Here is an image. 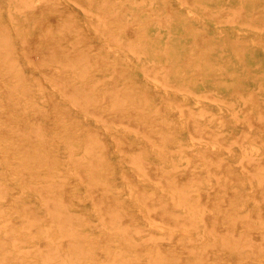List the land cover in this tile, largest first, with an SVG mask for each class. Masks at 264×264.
<instances>
[{
    "label": "rangeland",
    "instance_id": "1",
    "mask_svg": "<svg viewBox=\"0 0 264 264\" xmlns=\"http://www.w3.org/2000/svg\"><path fill=\"white\" fill-rule=\"evenodd\" d=\"M49 1L52 2V4L56 1H60L62 6L54 7L53 5L51 9L52 11H49V15H48L49 17L46 19H50L53 21H60L63 19L67 20L68 18L66 16H68L69 12H71L72 17L69 20L70 23L78 22V23H83L86 25L81 30L82 31L84 30L83 32L85 33L87 32L88 34L86 43L89 45V51L91 52L93 49L95 50L99 49V52L102 54V56L106 58V61L102 63L101 62H86L85 64V62H80L82 63V66H80L79 68L80 70L75 67L74 69H72L71 67L65 68L64 62L63 63L62 62H50L54 65L55 71H64V70L69 69L68 71L71 70L72 74H74L75 71L76 72L78 71L77 72L78 74L75 72L73 76L74 81H76L74 85L76 86L80 85L81 87H83L82 85L84 84L83 82H85V79L87 81L88 80L87 77L89 76L88 83L90 82L91 84L94 85L93 87L89 83V86H90L89 93L94 92L93 94L90 93L92 95V96L90 95V99H91L90 103L91 105L94 104L95 105L94 107L93 105L88 106L87 104H84V103L82 104L80 100H78V98L73 94L71 95L72 97L70 95L68 96L67 94H65L64 93L65 90L64 88L60 86V83L57 80L55 81V79L51 77V74L49 72L51 70L50 68H47V69L38 68L39 70H37L36 62L33 63L34 60L31 57L30 59H27L30 55H25L26 53H28V52H24L26 49L25 39H29L33 41V43L30 44L31 47L35 45L34 43L35 41H38L39 42L38 46L42 48L46 47V43H45L46 39L50 41L54 39L53 36L51 37L46 36V34L42 32V26L40 25L43 21H45V19L40 18L39 15L43 11V9L46 7V5L49 6L48 4H46ZM167 1H170L169 3H171L170 5L174 9V14H175V18L173 19L170 29L162 26L159 23L160 18L161 19L164 17L169 18V16L166 15L168 11L165 9V5ZM229 5H232L233 7H237V6L240 7L239 5H243L247 12V15H250V17H252L251 14H253L254 5H256L258 9H260L261 7V10L260 12L257 13V16L253 14L254 17L255 16L256 17L253 19L254 25H252L250 24L251 23L250 20H248V18L244 15L239 16L238 19L236 20H227L225 18H221L224 15L223 10L228 9L226 7H228ZM109 7L112 9L116 8L118 9V13L120 12V14L115 16V18L109 19V27L117 28V25H119V23L124 24L123 32H121V34L123 35L121 36V38L123 37L124 40L127 39V29L129 27V29L130 28L136 29V31L139 32L138 33L139 36H141V38H143L144 40L146 39V42L150 46L159 45L160 47L163 48V47H166L167 42H169V44L172 47L170 46V48H168V51H163L162 49L159 53H153V52L148 53V54L141 53V55L139 56L137 53H134L132 49L129 48L128 46L119 45V43L115 42V40L112 39L110 36L106 35V33H104L103 31H100L97 28L96 24H94V22L90 20V18L87 15V10H86L88 8L87 0H16V2H12V0H0V31L4 30L3 34L4 35L6 34V36L10 35L9 38L13 39L14 46L18 47V50L16 51L19 56L20 62L27 69L26 73L29 75V78H30L29 80L34 81L33 84L35 83L34 84V87H36L35 90L38 92H42L43 94L46 93L43 91H49L52 93L53 90H50V89H54L55 93L54 92L53 93L56 96L57 100H58V97L61 98V99L59 98L60 100H58L59 105L61 107L63 106V108L59 106L56 109L58 112L55 109H54L55 111H53L52 109L49 112L50 116L49 114H47V117L49 116V118L44 117L42 119L44 120L42 124L44 128L42 129L46 132L47 136H49L48 138L49 140H51L50 142L52 141L54 142V139H56L54 144H52L50 148H51L52 154L56 153L57 159L54 158L56 161L55 160L52 161V163H50L48 167L44 169L43 168L39 169V173L40 174L45 173V175H48L49 168H53V169L57 168L58 170L67 169L72 172L71 174H69L70 176L68 175L66 177L67 179L65 181H60L61 185L64 183H66L65 185H70L73 191V194H74L73 202L74 201L76 202H74L75 203L73 204L74 207L72 206L70 210L75 213L82 212V215L86 218L87 222H85L86 220L84 219L83 223H78L77 225L83 228V235L86 234L88 231L89 233H91L92 236H99L100 244L103 245L104 244L103 236H109L110 233L115 234L116 229L114 227H111L110 229V225H108L107 221H105L104 219V216H103L104 211L102 207L95 201L94 193L91 192L94 186L92 187L90 185H87L88 183L84 182V180H87V179L83 180V177L87 178L84 175V173L86 175L87 174L92 175V171L95 168V166L92 168H89L85 166V163L92 164L95 162L97 164H100V162L105 159V155L108 154L107 159H109L113 163V168L111 172L110 170H107V168H105L103 170V173H104L103 175L108 176V178L110 179H113V181L116 184L115 187L117 189L115 190L113 189L112 195L116 197V200H117L116 204L121 205L122 210L123 211L125 210L124 213H122V215L125 216L126 212L128 213V215L132 214V217H129L128 218L129 220H127L129 224L136 223L134 219L139 218L137 219V222L144 224L146 226L147 232L141 236L142 241H143L142 244L144 245V247L150 248L151 246H155L157 244L155 243L154 245V242L152 240V235L154 232L152 230H155V229L160 232L165 233L164 234L165 238H162L163 240L162 242L164 243L163 248L168 247L167 246L168 243L166 244L165 241H169L171 237L169 236L168 231L166 230H169L168 227L170 225L168 226V224H170L171 222H170V219L162 218L158 216L157 212H159V214L163 212L166 215L173 214V217L174 216L178 217V219H180V217L182 218L180 220L178 219L176 220L178 221V223L183 224L185 226L187 225L186 227L188 228V224H184L187 222L191 226L190 229L186 228L183 231H180V232L177 231V233H181L180 236H183L182 237L183 240L184 238L187 237L186 238L187 243L186 242L183 243L184 245L185 244L189 245L188 247H184L185 248L184 253H185L186 258L188 260L191 259V260H197V261L200 258L199 261L201 260L200 262H203L201 264H207L208 260H209L208 264L210 263L213 264L214 262L216 263L217 257L215 258V256L217 253L215 252L216 253L215 254L214 251L218 250V246H215L216 243L213 242L212 236L210 235V232H208V230L216 231L214 224L218 220L221 222L222 218L225 219L222 222L223 229L225 227L233 229V228H236L237 226H238L237 228H241V229H245L247 227L249 228L250 226L252 228H254L255 226V229L256 227L258 228L264 227L262 224H260L259 221H257L256 224H251V225L247 224L248 222L246 218V216L249 215V213L253 214L254 211L255 213L257 212L260 201L257 197L258 193H256L255 195L253 194L255 193V189L257 192L259 190H262L261 182L259 181L260 178H257V177L252 178L250 175L251 170L250 168L248 169L247 159L251 158L253 159V161H255V160L261 159V157H263L264 155V127L261 126V124L258 122L264 114V75H263L264 74V3H262L261 0H212V1L211 0H202V1L201 0H197V1L196 0H190V1L188 0H140V1L110 0ZM91 10L93 12V18L97 19L99 10L96 8V6H91ZM154 17L155 18L159 17V18L155 19ZM89 25H90V28H89ZM136 25L137 26L139 25V26L136 27ZM195 25L197 26V28L193 30L192 26H195ZM59 34L60 33L58 32V29H56V36H58ZM72 37L73 36H70L69 38L70 43H72ZM104 39L108 41L105 42ZM204 42L206 45H201ZM100 45L103 46V48L104 47L105 48L103 49L101 47L102 48L101 49ZM200 45H201L202 53L199 52L200 49L199 50L197 49V46H200ZM115 46L117 47L120 46V47L117 49H114L113 47ZM106 47L108 48V50ZM112 49H114L115 51H113ZM19 50L22 53L21 55L20 53H18L20 52ZM119 52L121 53L123 52L124 57ZM29 60L30 62H32L31 63L32 66L30 62H28ZM168 62H170L173 65V69H174V71L171 74L169 82H162L160 80H157L156 77H153L151 74L149 75L145 69L147 65H151V66L158 65L159 68L162 70V72L165 73L166 71L165 65ZM115 63H117V65ZM196 66L201 67L199 68L201 70V76L194 75V74L191 75L192 69ZM82 67L86 68L85 69L86 72H84L85 73L84 76L80 75V71L83 72L81 70ZM34 70L36 71L33 74L32 71ZM11 74H13V78L8 77L7 80H9L10 78L9 80L10 83L9 81H7L8 83L7 86L13 83L14 81H16V79H18L17 72L11 71ZM11 74H9V76L12 77ZM30 74H33V75H30ZM34 76L37 78H35ZM154 79H156L157 81ZM35 80H38V81L40 80L38 83L39 85L42 86V88L43 87L44 88L43 89L40 88V86H38L37 84V81ZM52 82H53V85H51ZM54 84L55 85L57 84V86H54ZM100 85L101 86L103 85L104 87L103 86L101 87ZM113 85H117L118 87L126 86V91L123 93V95H126L125 98H130L131 100L135 101V102H130V106L132 103L133 105L132 107H134L135 109H136V105H138L137 108L139 106L140 107L137 110L133 108V110L128 109V111H126L124 109L125 113L122 112V110L120 111L119 103H116V102H119L118 99H115L112 101V99L105 98L106 96L105 94L108 92V90ZM98 86H100L101 88ZM56 87L58 89H56ZM96 88H99L97 89L98 91H96ZM40 89H42V91ZM207 90H211V91L214 90L213 92L215 93V95L213 96L205 95L204 96L203 94L204 93L206 94ZM94 94L97 96V98ZM252 94H253V97L250 98L251 100H253L252 107H248V105L245 103L246 101L245 98H247L248 96H251ZM62 96L63 97L65 96V98H63ZM66 96L68 97V100ZM45 99H47V97ZM100 99H102L101 101L103 102H100ZM74 102H77V103H74ZM19 103L20 102L17 101L15 102V104H13V106L16 108L13 107L14 109L12 110L14 111L11 110V112L17 114L18 112L22 111L21 109L22 104H19ZM101 103H104V104L106 103L108 105L105 104L106 105L105 106ZM51 105L49 104V102H47L43 106L44 108H50ZM188 105L194 108V110L197 111V113L190 115V113H188V111L184 109L185 106H188ZM72 106L74 108H72ZM104 106L106 110L108 109L107 111L104 109ZM107 106L108 108H106ZM110 106H112L110 109L111 112L113 110H114L113 111L114 113L117 111L115 114L108 112ZM85 107L86 109L84 110ZM205 107L207 109L202 110ZM70 108L72 110H70ZM87 108H89V111ZM95 108L97 110H95ZM63 109L67 110V112L64 113L62 111ZM138 110L141 112H139ZM104 111H106V113ZM136 111H138L137 113L138 117H136L137 116ZM56 112L57 113L60 112L62 115L57 114V118H56L54 116ZM69 112H71V114ZM146 112H147V115L145 114ZM13 113H11V115H14ZM108 113H110L112 116ZM158 113H160V115ZM142 114L146 116L144 117L142 116ZM154 114H156L157 117H155ZM98 115L99 116L101 115V116L98 117ZM51 116H52V119H51ZM116 116H124V117L122 118V120L118 122L115 121L114 123V117ZM66 117L71 118L72 121L67 119ZM73 117H76V119ZM135 117L137 118V120H135L136 119ZM61 118H63V120ZM57 119L58 120L60 119L59 125H56V123L58 124ZM153 119L155 121L151 122L153 121ZM78 120H81V121H78ZM62 121H65V124L67 123L73 124V125L67 124L68 127L65 125L68 129L67 132L69 133L67 134L68 136L64 135L63 137L66 140H63L61 136L58 135V134H61V132L63 134L65 132L61 127L64 125L63 124L64 122ZM141 122L142 123L146 122V125H148L146 127H149L150 129L149 128H147V130L142 129ZM190 122L201 124L202 127H204V129L207 128L206 129L207 131H204V132L208 133L209 135L200 136V135H195L194 133H192V130L190 128ZM149 124L150 125L152 124L153 126L152 125L150 126ZM51 125H55V126L53 127ZM78 125L80 128L77 127ZM59 126L61 128L58 130L57 127ZM65 126L63 127L64 129L66 128ZM83 126L85 127L88 126V127L85 129ZM158 126L160 127L157 129ZM131 127L133 128V130ZM161 127L164 131L161 129ZM259 127L261 128V130ZM83 128L85 129V131L83 130ZM138 129L140 131H138ZM93 130L99 134L95 133ZM53 131H56L57 133ZM81 131H84V132L81 133ZM90 131H93V132H90ZM144 131L146 132V135L144 134ZM73 133H75L76 135ZM245 133H249V135H246L243 137L242 135ZM147 135L157 140L156 141L157 143L155 142L154 139H152L153 143L152 141H148V140H151V138H149ZM56 136H59L60 140ZM97 136H102L105 139L108 138L110 140L109 141L106 139L107 142L110 143V144L108 143V149L106 148L101 149L99 151H96L94 154L93 153L91 154V152L88 153L86 150L88 144H90L92 140H96ZM120 136H124L123 137L124 139L120 138ZM256 136L259 138L255 139L254 137ZM52 137L53 138L55 137V138L52 140ZM77 137L79 139H77ZM165 139H167V141ZM178 139L180 140L178 141ZM169 140L171 142L173 140V143H170ZM163 141L165 142V146L161 145V143L163 144ZM72 142L77 143L76 150H75L76 152L74 153L71 151V149H69L70 143ZM154 142L155 144H160L161 149H160V145L155 146ZM214 142H216V144ZM157 146H159V149L157 148ZM163 146L165 147L166 151H168L167 153L164 152L165 149L163 148ZM222 146L226 148H223ZM137 148L139 149L136 151V153H139V151L142 149L141 154L132 153L133 152L132 150L137 149ZM162 148L164 149V151ZM210 149H212V152ZM208 150L210 151V153ZM95 157L98 159H95ZM213 158L215 161L213 160ZM220 158H223L225 162L223 161V159H220ZM217 159L222 160L223 163L222 161L221 162L217 161ZM73 160L74 161L76 160V161L74 162ZM57 161L59 163H57ZM216 161H217V164H215ZM23 162L19 161L15 163V166H16L15 168L13 167L14 163L8 162L7 163V173L11 175L13 173L15 175L19 167L27 169L29 163L25 161L26 163H24L25 164L24 165ZM219 163H221L222 165H220ZM238 163H240L241 165ZM73 164L76 166L75 169L73 168L74 166ZM148 165L156 167L157 170L155 172L149 171L146 167ZM107 166L108 164L106 163V167ZM141 166L144 168V170H141L143 168L139 170ZM88 168L92 170L90 171ZM243 168L244 170H242ZM81 170H84V171H81ZM236 170L239 172H237ZM96 171L97 169L93 171V174L96 173ZM75 172H77L76 175H75ZM231 172L235 173V178L227 177L226 179V176H227L226 174H231ZM78 173H79V176L82 177L81 179L79 178ZM125 173H128V174L125 175ZM174 173H177L178 176L174 175ZM238 173H241V174H238ZM196 174H198L199 176L198 175L196 176ZM222 175H223V179H222ZM219 176H221V179L224 181L219 182V179H218ZM180 177H182L183 179H180ZM128 178L130 180H128ZM77 179H79V181H77ZM13 180H16V179L13 177ZM177 180H182V183L179 182L180 183L179 184ZM16 181H14V183ZM214 181H215V184H214ZM136 184L140 185L142 188L139 190ZM227 186L229 188L226 190ZM63 188L64 187L59 186L57 187V190L60 191ZM136 188L138 189L136 190ZM217 189L220 192L215 191ZM103 191H104L103 193L105 194L106 192L105 189ZM170 191L171 192L174 191V193H171ZM239 191L241 193L243 191V193L241 194ZM252 191H253V194H251ZM185 192L186 194L189 193L190 195L189 194L186 195ZM211 194L212 195L214 194V195L212 196ZM216 195L222 199L227 198L229 200L228 208L227 207L224 208V206H222V208L224 209H219L215 205V206H212L211 208L206 207V209L200 210V207L196 206V202L198 201V199H201L203 197L215 198L217 197ZM186 196H187V199H186ZM188 196H190L189 199H188ZM233 196L236 199L230 200V198H233ZM147 197L148 199L150 198L149 199L150 201L153 199L155 201L162 199L164 202H167L168 207L166 203H164L166 205L165 206L166 208L163 207V205L160 206L161 208H159L155 202L153 203L152 201L149 202ZM28 198H30V201L36 203L35 208L39 210V212L43 211L44 206L40 204L39 200L37 199L36 194L30 193L28 194ZM136 198L138 199L139 202L136 201L137 200ZM190 198H192V200ZM237 198L239 202L237 201ZM249 198L251 199L248 200ZM253 198L256 199L257 201H254ZM186 200H188L187 202L189 203H187ZM232 201H233V204L231 203ZM192 202L193 203L195 202V204H192ZM242 203L247 204V206ZM255 203H258V204H255ZM123 204H124V207H123ZM142 204L144 205V207L142 206ZM131 205L133 206V208ZM229 207H233L235 209L234 213L240 215L238 219L239 223H237L238 225H236V222L234 219L230 218L231 214L229 215L230 213ZM139 208L142 210H140ZM238 208L239 209L241 208L243 210L241 209L239 210ZM187 210H189L188 213H187ZM221 210L223 211V213ZM227 210L229 213L226 212ZM173 211H176V212L173 213ZM213 212L215 213L216 216H214L213 218H210L209 217L210 215L208 216L207 214L209 213L213 214ZM133 213L134 215L136 214L135 217H133L134 216ZM217 213L220 215L217 216ZM241 214L242 216L244 215L243 217L245 219L241 216ZM222 215H224V217L227 216L230 219L228 220L226 217L224 218ZM15 216L17 218L20 217L19 214ZM216 217L217 219H215ZM187 219H189L190 222ZM243 219L246 221V222L244 221L243 224L246 223V225L240 224V221H243ZM193 220L194 221L196 220V221L194 222ZM156 221H158L159 223L157 222L158 223L157 224ZM192 221L196 224H194ZM227 221H230V222H227ZM207 222L211 223L209 227H207ZM212 222L213 223L215 222V223L213 224ZM224 222H226V224L228 225H226ZM224 224L226 225L225 227H224ZM205 226L207 227L206 229H205ZM151 227L153 229H151ZM165 227H167L166 230H165ZM252 228H249V229H252ZM257 230L259 231V232L257 231L259 235L261 234L264 235V228L262 229L263 230L262 233H260L262 231L261 228ZM185 233L187 235L186 237H185ZM218 233L219 234L217 236V239L221 240L222 239L221 237L224 235H222V233L219 231ZM190 234L192 235L189 236ZM204 237L205 238L208 237L207 239H205L207 240L206 242L207 246L204 245L205 244V242H203ZM191 240H194L193 243H191ZM163 243H160V244L163 245ZM160 244H157V246H159ZM210 244H212L213 247H211ZM192 245L194 246L192 247ZM202 245L205 246L204 248L207 247L205 251L203 250V253H202V249L204 248L202 247ZM200 246L202 248H200ZM99 247L100 246H98L97 248L98 250H99ZM224 248L225 247L219 248L220 250H218L217 252H221V250L223 252H226ZM248 249L250 250V248ZM133 251H136V249L133 248V250H130L129 253H133ZM206 254L208 257L206 256ZM210 258L212 259V262Z\"/></svg>",
    "mask_w": 264,
    "mask_h": 264
},
{
    "label": "bare ground",
    "instance_id": "2",
    "mask_svg": "<svg viewBox=\"0 0 264 264\" xmlns=\"http://www.w3.org/2000/svg\"><path fill=\"white\" fill-rule=\"evenodd\" d=\"M134 1H140V0H134ZM188 1H190V0H188ZM12 2H16V0H12ZM169 2L170 1H167L166 5H165V9L168 11V13L166 15H168L169 18L168 17H164L162 19L160 18L159 23L162 26L170 29L171 24L173 22V19L175 18V14H174V9L171 7V5H170L171 3H169ZM261 2L264 3V0H261ZM87 3H88V8L86 9L87 15L90 18V20L92 22H94V24H96L97 28L100 31H103L104 33H106V35L110 36L112 39H114L115 42L119 43V45L128 46L129 48L132 49V51L134 53H137L139 56L141 55V53H143V54L144 53L148 54V53H152V52L153 53H159L162 49H163V51H168V48H170L171 45L169 44V42H167L166 47H163V48L160 47L159 45L150 46L146 42V39L144 40L143 38H141V36H139V34H138L139 32L136 31V29H131V28L129 29V27L127 29V39L124 40L123 37L121 38V36H123L121 34V32H123L124 24L119 23V25H117V28L109 27V19L115 18V16L120 14V12L118 13V9H116V8L112 9L109 7L110 0H87ZM46 4H48L49 6L46 5V7L43 9V11L39 15L40 18L45 19V21H43L40 25L42 26V32H44L46 34V36H50V37L53 36L54 39L51 41L46 39V41H45L46 47L45 48L38 46V43H39L38 41H35L34 42L35 45L31 47L30 44L33 43V41L29 40V39H25V45H26L25 48L26 49H25V51L24 50L23 51L28 52L25 55H30L27 59H30V57H31L34 60L33 63L36 62V69L37 70H39L38 68H41V69L50 68L51 69L49 71L51 74V77H53L55 79V81L57 80L60 83V86L62 88H64V90H65V92H64L65 94H67L68 96L69 95L71 96L73 94L78 98V100H80V102L82 104L84 103V104H87L88 106H90L91 105V103H90L91 102L90 101L91 100L90 99L91 94L90 93H92V92L89 93V89H90V86H89L90 82L88 83V80H89L88 77L89 76L87 77V79H88L87 81L85 79V82H87V83L83 82L84 83V84H82L83 87H81L80 85L76 86V85H74V83H76V81H74V77H73L76 71L74 72V74L71 73V70L68 71L69 69L64 70V71H55L54 65L50 62H62V63L64 62L65 68L71 67L72 69H74V67H75V68L79 69L80 66H82V63H80V62H85V64H86V62H101L102 63V62L106 61V58L104 56H102V54L99 52V49L95 50L92 48L93 50L91 52L89 51V45L86 43L87 42L86 39L88 38V36H87L88 34H87V32L86 33L83 32L84 30L83 31L81 30L86 25L83 23H78V22L70 23L69 20L72 17L71 12H69V15L66 16L68 18L67 20L63 19L60 21H53L50 19H46L49 17L48 16L49 11H52L51 9H52L53 5H54V7L62 6L60 1H56L53 4H52V2L49 1ZM91 6H96V8L99 10V14H98L97 19L93 18V12L91 10ZM239 6L240 7H238V6L233 7L232 5H229L228 7H226L228 9L223 10L224 15L221 18H225L227 20H236V19H238L239 16L244 15L248 18V20H250V22H251L250 24L254 25L253 19L257 16V13L260 12L261 7H260V9H258V7H256V5H254L253 6L254 7L253 8V14L256 16L254 17V15L251 14L252 17H250V15H247V12H246L244 6L243 5H239ZM214 16H212V17H214ZM158 18L159 17H156L155 19H158ZM138 26L136 25V27H138ZM89 28H90V25H89ZM192 28H193V30H195V28H197V26L196 25L192 26ZM56 29H58V32L60 33L58 36H56ZM86 29H88V28H86ZM3 32H4V30L0 31V264H201V263H203V262H200L201 260L199 261L200 258L198 259V261L197 260H191V259L188 260L186 258L185 253H184V250H185L184 247H188L189 245L185 244L186 245L185 246L183 243H185L187 241V239H186L187 235L185 233L186 238H184V240H183V238H182L183 236H180L181 233H177V231L180 232V231L185 230L187 228L186 227L187 225L185 226L183 224L178 223V221H176L178 219V217H175V216L173 217V214L166 215L163 212L160 214H159V212H157L158 216H160L162 218L170 219V222H171L170 224H168V226L169 225L171 226V227L170 226L168 227L169 230H166L167 227H165V230L168 231V234L171 237V239L169 241L164 240L166 244L168 243V245H167L168 247L163 248L164 243L162 242L163 241L162 238H165V235H164L165 233L160 232L156 229L152 230V231H154L153 235H152V240L154 242V245H155V243H157V244L163 243V245L160 244L159 246H157V244H156L155 246H157V247H155V246H151L150 248L144 247V245L142 244L143 241H142L141 236L147 232L146 226L144 224L137 222V219H139V218L134 219L136 221V223L129 224V222L127 220H129L128 219L129 217H132V214L128 215V213L126 212L125 216L122 215V213H124L125 210L123 211L121 208V205L116 204V201H117L116 197H114L112 195L113 189L114 190L117 189L115 187L116 184L113 181V179H110V178H108V176L103 175L104 174L103 170L105 168H107V170H110V172L113 168V163L109 159H107L108 154L105 155V159L103 161H101L100 164H97L95 162L92 164L91 163H85V166H87L89 168H92L95 166L94 170L97 169V171H96V173L93 174V171H94L93 170L92 175L91 174L86 175L84 173V175L87 178L83 177V180L87 179V180H84V182L88 183L87 185H90L92 187L94 186V188L92 189L91 192L94 193L95 201L102 207V209L104 211V215H103L104 219H105V221H107V224L110 225V229H111V227H114L116 229L115 234L110 233L109 236H103L104 237V239H103L104 244L103 245L100 244V237L99 236H92L91 233H89L88 231L86 234L83 235V228H81L77 225H78V223H83L84 219L86 220V218L82 215V212L81 213H78V212L75 213V212H72L70 210L72 206L74 207V205H73V204H75L74 202H76V201L73 202V195H74L73 191H72L70 185H65L66 183L61 185V182H60V181H65L67 179L66 177L69 174H71L72 172L70 170H67V169L66 170H58L57 168H55V169L49 168V170H48L49 176L45 175V173L44 174L39 173V169H42V168L44 169V168L48 167L50 165V163H52V161L57 159L56 153L54 152L55 154H52V151L50 148L51 145L54 144L56 139H54L55 137L54 138L52 137V140L54 139V142L53 141H52L53 143L50 142L51 140H49V138H48L49 136H47L46 132L42 129V128H44V126H42L44 120H42V119L44 117H47V114H49V112L52 109H53V111H55L60 106L58 100H60L61 98L58 97V100H57L56 96L54 95V93H55L54 89H50V90H53L54 93L53 92L51 93L49 91H43V92H46L44 94L42 92H38L35 90L36 87H34V84H35V83L33 84L34 81L29 80L30 79L29 75L26 73L27 69L19 60V56H18L17 51H16V50H18V47L14 46L13 39L9 38L10 35L9 36L7 35L8 36L7 37L6 34L5 35L3 34ZM143 34H142V36H143ZM172 35H174V34H172ZM70 36H73L72 37V43L69 42ZM144 37H145V35H144ZM17 39H19V38H17ZM105 39H107V38H105ZM106 41H108V40H105V42ZM79 44L84 46V47L80 46ZM201 45H206V44L204 42ZM201 45L197 46V49L198 50L200 49L199 52L202 53ZM117 46H115L116 48L115 47H113V48L117 49L120 47V46L119 47H117ZM101 47L103 48V46L100 45V48ZM114 49H112V50L115 51ZM107 50H108V48H107ZM18 53H20V55L22 54L21 51ZM119 53H121V52H119ZM121 54L123 55V52ZM123 57H124V55H123ZM206 58H208V57H206ZM23 60H24V58H23ZM128 61H130V60H128ZM28 62H30V60ZM31 63L32 62H30V64ZM210 63H211V61H210ZM30 64H29V66H30ZM115 64L117 65V63H115ZM31 66H32V64H31ZM107 66H108V64H107ZM32 68H34V67H32ZM108 68H109V66H108ZM199 68H201V67L200 66L194 67L192 69L191 75L194 74V75L201 76V70ZM85 69H86L85 67L81 68V70L83 71V72L80 71L81 76L85 75V73H84V72H86ZM145 69L149 75L151 74L153 77H156L157 80H160L162 82H169L171 74L174 71L173 65L170 62H168L165 65V69H166L165 73L162 72V70L159 68L158 65H154V66L147 65ZM11 71L17 72V78L18 79H16V81H14V82L11 81L13 83L9 84L10 86L9 85L7 86V84H8L7 81H9L10 78H13V74H11ZM35 71L36 70L32 71V73L34 74ZM95 72H97V71H95ZM9 74H11L12 77L9 76ZM33 74H30V75H33ZM8 77H10L9 80H7ZM30 77H32V76H30ZM35 78H37V77H35ZM92 78H94V77H92ZM78 79H80V78H78ZM154 80H156V79H154ZM35 81H37L38 86H40V88H42V86L39 85V83H38L40 80L39 81L35 80ZM9 83H10V81H9ZM220 84H222V83H220ZM231 84H233V83H231ZM51 85H53V82L51 83ZM223 85H225V84H223ZM54 86H57V84L56 85L54 84ZM91 86L94 87L93 84H91ZM100 86H98V87H100ZM50 88H52V87H50ZM38 89H39V87H38ZM42 89H40V90L42 91ZM56 89H58V88L56 87ZM59 89H60V87H59ZM97 89H99V88H96V91H98ZM211 90H207L206 94L204 93L203 95L204 96L205 95H209V96L215 95V93L213 92L214 90L213 91H211ZM57 91H59V90H57ZM125 91H126V86L118 87L117 85H113L108 90V92L105 94L106 95L105 98L112 99V101L115 99L119 100V102H116V103H119V108H120V111L122 110V112H124L125 110L128 111V109L133 110L134 107H132L133 106L132 103L130 106V102H135V101L131 100L130 98H125L126 95H123V93ZM192 91H194V90H192ZM195 92H197V91H195ZM61 95H63V94H61ZM46 97H47V99H45ZM140 97H141V95H140ZM142 97H143V95H142ZM248 97L245 98L246 99L245 103L248 105V107H252L253 100H251L250 98L253 97V94L251 96H248ZM63 98H65V96ZM66 98L68 100L67 96H66ZM96 98H97V96H96ZM69 100H71V99H69ZM101 100L102 99H100V102H103ZM17 101L20 102L19 104H22L21 105L22 111L15 114V113L11 112V110L16 108L13 106V104H15V102H17ZM94 101H96V100H94ZM47 102H49L50 105L52 104L50 106V108H44L43 105ZM74 103H77V102H74ZM101 104L105 105L104 103H101ZM92 105H93V107L95 106L94 104H92ZM106 105H108V104H106ZM76 106H77V104H76ZM105 106H104V109H105ZM117 106H118V104H117ZM137 106L138 105H136V109L134 108L135 110H137L140 107L139 106L137 108ZM68 107H69V105H68ZM111 107L112 106L109 107L108 112H111L110 111ZM61 108H63V106ZM72 108H74V107L72 106ZM106 108H108V106ZM17 109H15V110H17ZM82 109H83V107H82ZM85 109H86V107L84 108V110ZM87 109L89 111V108H87ZM98 109H99V107H98ZM184 109L186 111H188V113H190V115L197 113V111H195L194 108H192L189 105L185 106ZM206 109L207 108L205 107L202 110H206ZM70 110H72V109L70 108ZM95 110H97V109L95 108ZM116 110H117V108H116ZM12 111H14V110H12ZM62 111L64 113L67 112V110H65V109H63ZM106 111H104V112L106 113ZM113 111L111 113H114ZM138 111H136V115H137ZM57 112L54 115L56 118H57V114L62 115L60 112L59 113H57ZM139 112H141V111H139ZM11 113H13L14 115H11ZM69 113L71 114V112H69ZM160 113H158V114L160 115ZM70 114H68V115H70ZM108 114H110V113H108ZM143 114H142V116H144ZM145 114L147 115V112ZM126 115H128V114H126ZM126 115H124V116H126ZM154 115H155V117H157L156 114H154ZM49 116H50V114H49ZM49 116L47 118H49ZM70 116H72V115H70ZM93 116H94V114H93ZM100 116L98 115V117H100ZM103 116H104V114H103ZM124 116L114 117V123H115V121L118 122V121L122 120V118ZM60 117H62V116H60ZM67 117H69V116H67ZM136 117H138V115ZM147 117H149V116H147ZM73 118L76 119V117H73ZM105 118H107V117H105ZM250 118H251V116H250ZM51 119H52V116H51ZM61 119L63 120V118H61ZM67 119L71 120V118H67ZM141 119H142V117H141ZM154 119L151 122H154L155 121ZM182 119H184V118H182ZM69 120H67V121H69ZM135 120H137V118ZM147 120H148V118H147ZM78 121H81V120H78ZM140 121H142V120H140ZM143 121H145V120H143ZM57 122H58V124L55 122L56 125H59L60 119L59 120L57 119ZM62 122H64L63 123L64 125L61 127L65 132H64V134L61 132V134H58V135H60L63 140H66L63 137H64V135L69 134L67 132V130H68L67 124H69V125H73V124H70V123L65 124V121H62ZM191 122H190V128L192 130V133H194L195 135H200V136H205V135L208 136L209 135L208 133L204 132V131H207L206 130L207 128L204 129V127H202L201 124H196V123H191ZM258 122L261 124V126L264 127V114ZM156 123H157V121H156ZM259 123H258V125H259ZM51 126L54 127L55 125H51ZM64 126L66 127L65 129L63 128ZM127 126H129V125H127ZM146 126H148V125H146V122L142 123V129L147 130V128H149V127H146ZM61 127L60 126L57 127L58 130ZM77 127H79V125ZM83 127L86 129L88 126H86V127L83 126ZM159 127L160 126H158L157 129ZM72 128H73V126H72ZM84 128H83V130L85 131ZM169 128H171V127H169ZM102 129H103V127H102ZM161 129H162V127H161ZM69 130H70V128H69ZM118 130H119V128H118ZM132 130H133V128H132ZM260 130H261V128H260ZM84 131H81V133H83ZM93 131H90V132H93ZM115 131H116V129H115ZM138 131H140V130L138 129ZM53 132L57 133L56 131H53ZM86 133H87V131H86ZM95 133H97V132H95ZM159 133H161V132H159ZM73 134H75V133H73ZM89 134H88V136H89ZM97 134H99V133H97ZM124 134H125V132H124ZM144 134L146 135L145 131H144ZM55 135H57V134H55ZM246 135H249V133H245L242 136L244 137ZM159 136H161V135H159ZM56 137L59 138V136H56ZM123 137L124 136H120V138H123ZM148 137L151 138L150 136H148ZM96 138H97L96 140H92V142L90 144H88V146L86 148L88 153L91 152V154L92 153L94 154L96 151H99L101 149H105V148L108 149V143H109V142H107V140H109L108 138H106L107 140L102 136H97ZM144 138H145V136H144ZM254 138L258 139L259 137L256 136ZM77 139H79V138L77 137ZM77 139H76V141H77ZM152 139H154V138H151V140H148V138H147L148 141H152ZM59 140H60V138H59ZM80 140H82V139H80ZM165 140L167 141V139H165ZM179 140L180 139H178V141ZM203 140H204V138H203ZM84 141H86V140H84ZM156 141L157 140H155V142ZM155 142H154V144H155ZM60 143H59V145H60ZM152 143H153V141H152ZM170 143H173V140H172V142L170 141ZM214 143L216 144V142H214ZM231 143H230V145H231ZM156 145H160V144H155V146ZM161 145L165 146V142L163 141V144L161 143ZM161 145H160V149H161ZM76 146H77V143L72 142V143H70L69 149H71V151L74 153V152H76L75 151ZM164 146H163V148L165 149ZM222 147L226 148L224 146H222ZM58 148H59V146H58ZM157 148L159 149V146H157ZM208 148H210V147H208ZM53 149H54V147H53ZM138 149L139 148L133 149L132 153L141 154L142 149L139 151V153H136V151ZM164 149H163V151H164ZM115 150H116V148H115ZM210 150L212 152V149H210ZM112 151H113V149H112ZM219 151H220V149H219ZM164 152L167 153L168 151H166V149H165ZM164 152H163V154H164ZM209 153H210V151H209ZM213 153H214V151H213ZM215 154H217V153H215ZM208 156H209V154H208ZM134 158H136V157H134ZM95 159H98V158L95 157ZM220 159H223V158H220ZM164 160H166V159H164ZM213 160H214V158H213ZM19 161H22V162L24 161L23 164L26 163L25 161H27L29 163L28 168L24 169L22 167H19V169L17 170L15 175L13 173H12V175L7 173V163L8 162L14 163L13 167L15 168L16 167L15 163H17ZM217 161L221 162L222 160L217 159ZM217 161L215 162V164H217ZM223 161H224V159H223ZM223 161H222V163H223ZM85 162H87V161H85ZM57 163H59V162L57 161ZM64 163H62V164H64ZM106 163L108 164L107 167H106ZM219 164L222 165L221 163H219ZM238 164H240V163H238ZM74 166H73V168L75 169L76 166L75 167ZM213 166H214V164H213ZM247 166H248V169L250 168V170H251L250 175L252 178H256V177L260 178L259 181L261 182V188H262V190H259L258 192L255 189L254 194H253L254 190L251 193L253 195L258 193L257 197H258L260 202H259V207H258L257 212L255 213V211H254L253 214L249 213V215L246 216L247 222H248L247 224H250V225L256 224V222L259 221L260 224H262L264 226V155H263V157H261V159H258L255 161H253V159H251V158L247 159ZM55 167H56V165H55ZM137 167H139V166H137ZM146 167L151 172H155L157 170V168L153 167V166L148 165ZM221 167H223V166H221ZM141 168H143V167L141 166L139 168V170ZM205 168H207V167H205ZM237 168H239V167H237ZM258 168H260V169H258ZM77 169H76V171H77ZM246 169H245V171H246ZM141 170H144V168ZM242 170H244V168ZM72 171H74V170H72ZM81 171H84V170H81ZM237 172H239V171H237ZM76 173L77 172H75V175H76ZM127 174L128 173H125V175H127ZM238 174H241V173H238ZM246 174H247V172H246ZM174 175H177V173H174ZM197 175L198 174H196V176ZM224 175H225V173H224ZM226 175H227L226 179H227V177H234L235 178L234 172H231V174H226ZM78 176H79V173H78ZM13 177L17 181L13 180ZM49 177H51V178H49ZM240 177H242V176H240ZM79 178L81 179L82 177L79 176ZM186 178H187V176H186ZM246 178H248V177H246ZM75 179H76V177H75ZM180 179H183V178L180 177ZM218 179H219V182L224 181V180H222L223 175H222V179H221V176H219ZM128 180H130V179L128 178ZM14 181H16V182L14 183ZM77 181H79V179H77ZM177 181H178V183L179 182L182 183V180H177ZM128 182H130V181H128ZM161 182H162V180H161ZM76 184H78V183H76ZM166 184H168V183H166ZM173 184H175V183H173ZM214 184H215V181H214ZM136 185L139 188V190L142 188L140 185H138V184H136ZM59 186H62L64 188L61 189L60 191H58L57 187H59ZM138 188H136V190ZM228 188L229 187L227 186L226 190ZM104 189L106 191L105 194L103 193ZM176 189H178V188H176ZM215 191H219V190L217 189ZM176 192H178V191H176ZM205 192H207V191H205ZM30 193H34L37 195V199L39 200L40 204L44 206L43 211L39 212V210H37L35 208L36 203L30 201V198H28V194H30ZM171 193H174V191H172ZM242 193H243V191H242ZM89 194H91V193H89ZM135 194H137V193H135ZM185 194H186V192H185ZM188 194H186V195H188ZM180 195H181V193H180ZM180 195H178V196H180ZM117 196H119V195H117ZM223 196H225V195H223ZM149 197H150V195H149ZM189 197L190 196H188V199H189ZM191 197H192V195H191ZM133 198H134V196H133ZM251 198H249L248 200H250ZM147 199H148V197H147ZM186 199H187V196H186ZM190 199L192 200V198H190ZM231 199H236V198L233 196V198H230V200ZM253 200L257 201L254 198H253ZM136 201H138V199ZM151 201H152V203L155 202L159 208H161L160 206H162V205H163V207H165L167 205V202H164L162 199L157 200V201H155L153 199ZM151 201L149 200V202H151ZM187 201L188 200H186V202ZM237 201H238V198H237ZM228 202H229V200L227 198L222 199L219 196H217L215 198L203 197L201 199H198V201L196 202V206H199L200 210L206 209V207L211 208L212 206H215V205L219 209H224L226 207L228 208ZM85 203H86V201H85ZM164 203H166V205ZM187 203H189V202H187ZM231 203L233 204V201ZM192 204H195V202L194 203L192 202ZM242 204H245V203H242ZM255 204H258V203H255ZM245 205L247 206V204H245ZM142 206L144 207L143 204H142ZM222 206H224V208H222ZM123 207H124V204H123ZM167 207H168V205H167ZM132 208H133V206H132ZM234 208H235V206H234ZM234 208L229 207L230 213L228 212V210L226 212H228L229 215L231 214L230 215L231 217L230 216L229 217L231 219H234L236 222V225H238L237 223H239L238 219H239L240 215L234 213L235 212ZM162 209H164V208H162ZM140 210H142V209H140ZM143 210H145V209H143ZM241 210H243V209H241ZM175 212L176 211H173V213H175ZM188 212H189V210H187V213ZM222 213H223V211H222ZM18 214L20 217L17 218L15 215H18ZM101 214H102V212H101ZM133 215H134V213H133ZM135 215L133 217H135ZM207 215L208 216L210 215L209 216L210 218H213L214 216H216L214 212H213V214L209 213ZM219 215L220 214L217 213V216H219ZM222 216L224 217V215H222ZM241 216H242V214H241ZM225 217L228 220L230 219L227 216H225ZM218 218H220V217H218ZM180 219H182V218L180 217ZM180 219H178V220H180ZM183 219H184V217H183ZM215 219H217V217ZM244 219H243V221H240L241 225L245 221ZM187 220L189 221V219H187ZM224 220L225 219L222 218L221 222L218 220L216 223L214 222L215 224L212 222L214 224L217 232L214 230H208V232H210V235L212 236L213 242L216 243L215 246H218V250H220L219 248H221V247H225L224 249L226 251V252H223L221 250V252H217L218 250L215 249L217 251H214V253L216 252L217 254L215 253L216 256L215 255L214 256H215V258L216 257L217 258H216V263L214 262L213 264H264V235H262V234L259 235L257 233V231H258L257 229L261 228V230H262L264 227L263 228L262 227H259V228L256 227V229H255V226H254V228H252L250 226L249 228H252V229H249L248 227L247 228L244 227L245 229H241V228H237L238 227L237 226L236 228L230 229L228 227H225L228 224H226V222H224L226 225L224 224L225 228L223 229L222 222ZM85 222H87V220ZM157 222L158 221H156V223ZM227 222H230V221H227ZM89 223H91V222H89ZM92 224H94V223H92ZM184 224H188V228L190 229L191 226L189 223L186 222ZM194 224H196V223H194ZM210 224H211L210 222L209 223L207 222V227H209ZM87 225H88V223H87ZM191 225H192V223H191ZM243 225H246V223H244ZM164 226H165V224H164ZM164 226H162V227H164ZM247 226H249V225H247ZM207 227L205 226V229ZM151 229H153V228L151 227ZM218 231L221 232L222 235H224L221 237L222 238L221 240L217 239V236L219 234ZM262 232H263V230L260 233H262ZM175 233H177V234H175ZM191 235L192 234H190L189 236H191ZM208 237H206V238L204 237V241H203V242H205L204 245H206L207 240H205V239H207ZM196 239H197V237H196ZM193 241L194 240H191V243H193ZM199 244H201V243H199ZM204 245H202L203 248L205 247ZM210 245H211V247H213L212 244H210ZM98 246H100L99 250L97 249ZM193 246L194 245H192V247ZM202 247L200 246V248H202ZM133 248H135L136 251H133V253H129L130 250H133ZM206 248L202 249V253H203V250L205 251ZM248 248H250V250ZM247 249H248V251H247ZM207 254H206V256H207ZM200 255H198V256H200ZM223 257H225V258H223ZM210 260L212 262L211 258H210ZM208 262H209V260H208ZM208 262H207V264H208Z\"/></svg>",
    "mask_w": 264,
    "mask_h": 264
}]
</instances>
